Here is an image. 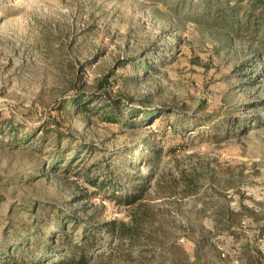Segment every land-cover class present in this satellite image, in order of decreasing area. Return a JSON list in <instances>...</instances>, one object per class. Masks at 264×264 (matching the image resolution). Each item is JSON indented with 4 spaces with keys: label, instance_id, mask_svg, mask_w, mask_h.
<instances>
[{
    "label": "rangeland",
    "instance_id": "obj_1",
    "mask_svg": "<svg viewBox=\"0 0 264 264\" xmlns=\"http://www.w3.org/2000/svg\"><path fill=\"white\" fill-rule=\"evenodd\" d=\"M253 1L0 0V264H76L2 252L43 211L81 215L89 177L125 185L148 136L164 145L146 199L157 220L131 264H264V11ZM136 58L149 76L110 93V73L128 72L119 60ZM121 88L137 97L128 106L160 116L110 122L104 106ZM92 200L101 219L129 223L127 205Z\"/></svg>",
    "mask_w": 264,
    "mask_h": 264
},
{
    "label": "trees",
    "instance_id": "obj_2",
    "mask_svg": "<svg viewBox=\"0 0 264 264\" xmlns=\"http://www.w3.org/2000/svg\"><path fill=\"white\" fill-rule=\"evenodd\" d=\"M259 2V3H258ZM252 8L260 7L264 11V0H254ZM138 58V57H137ZM119 60L117 67H129L128 72L120 74L119 78L116 73L111 72L107 78V90L112 93L113 88L128 87L136 89L141 79L147 78L148 73L143 71L144 78L140 77L137 71L139 66L143 64L148 69L147 59ZM149 60V59H148ZM149 76V75H148ZM115 78V79H113ZM110 87V89H109ZM98 97V96H97ZM136 96L129 90L120 89L117 97H113V103L106 108V118L110 122L123 121L124 114L130 115V127L138 128L142 124H150L153 119L160 116L161 108H135L128 106L126 102L133 103ZM75 105L83 103L82 98L72 99ZM69 101V100H68ZM142 103L149 101V95L141 97ZM67 101H63L62 106ZM109 106V107H108ZM126 117V116H125ZM139 118V119H138ZM140 122H143L140 124ZM158 130L163 136L168 134V122L160 121ZM144 147L139 152L132 151V157L137 161L133 163L135 173L125 172V185H120V178L124 176H115V178L101 179L99 177H89L87 185L82 187L81 199L85 203L76 207L81 215L75 212L65 213L60 210L55 216L47 211H43L42 217H35V225L33 233L27 237L18 239L11 238L7 250H3L2 259H11L14 262H24L26 259L36 263L43 259L52 257H64V263L89 264L91 258L106 259L108 254L126 255L125 262L117 264H131L135 259L133 253L139 248L140 235L149 236L150 228L157 220V213L154 206L146 201L152 186H156L157 178L155 167L160 159L164 145L159 143V139L145 138ZM77 158V157H74ZM61 159H64L62 156ZM66 160V159H64ZM74 159L65 162L66 168L72 166ZM58 164L61 160H58ZM97 167L98 164H93ZM146 171H142V168ZM133 170V167H132ZM133 170V171H134ZM96 194H102L104 199L113 202L114 205H127L131 209L129 223L122 222L117 217L101 219L106 208L92 200ZM33 213L37 210L29 208ZM33 228V227H32ZM147 248V247H145ZM142 251V250H141ZM140 251V257L143 253ZM146 264L145 261H141Z\"/></svg>",
    "mask_w": 264,
    "mask_h": 264
},
{
    "label": "built area",
    "instance_id": "obj_3",
    "mask_svg": "<svg viewBox=\"0 0 264 264\" xmlns=\"http://www.w3.org/2000/svg\"><path fill=\"white\" fill-rule=\"evenodd\" d=\"M222 255H224L225 256V254L224 253H222ZM237 261V260H236Z\"/></svg>",
    "mask_w": 264,
    "mask_h": 264
}]
</instances>
